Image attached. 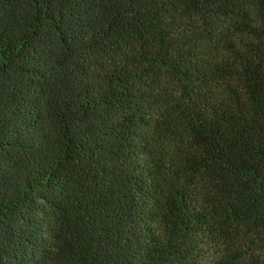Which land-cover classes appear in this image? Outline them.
<instances>
[{"label": "trees", "instance_id": "16d2710c", "mask_svg": "<svg viewBox=\"0 0 264 264\" xmlns=\"http://www.w3.org/2000/svg\"><path fill=\"white\" fill-rule=\"evenodd\" d=\"M0 264H264V0H0Z\"/></svg>", "mask_w": 264, "mask_h": 264}]
</instances>
